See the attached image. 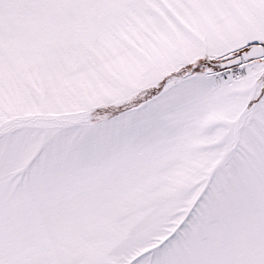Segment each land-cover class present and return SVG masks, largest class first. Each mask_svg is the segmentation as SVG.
<instances>
[{
    "label": "rangeland",
    "instance_id": "1",
    "mask_svg": "<svg viewBox=\"0 0 264 264\" xmlns=\"http://www.w3.org/2000/svg\"><path fill=\"white\" fill-rule=\"evenodd\" d=\"M253 42L264 44V0H0V264H264V122L240 128L220 169L156 186L188 191L108 186L109 206L67 207L92 188L77 173L113 150L119 114L182 66ZM218 171L226 190H193ZM139 196L162 206L135 207ZM176 218L193 227L156 239Z\"/></svg>",
    "mask_w": 264,
    "mask_h": 264
},
{
    "label": "crops",
    "instance_id": "2",
    "mask_svg": "<svg viewBox=\"0 0 264 264\" xmlns=\"http://www.w3.org/2000/svg\"><path fill=\"white\" fill-rule=\"evenodd\" d=\"M259 62L261 59L243 63L246 71L240 79L233 78L229 70L175 76L180 80L165 86L147 102L136 104L131 113L119 114L116 121L108 124L117 129L116 141L111 142L113 150L101 151L99 158H94L101 161L99 168L91 166L95 172L77 173L80 174L78 181L83 183L81 187L88 184L92 188L82 189L83 193L67 201V207L109 206L99 202H106L107 198H98L108 186H113L110 192L133 191L139 192L138 195L148 191H188L186 187L156 186L169 182L162 181V177L196 175L199 169L214 168L216 164L214 169H220L223 150L230 152L228 146L238 142L240 128L259 127L264 122V67ZM99 169L100 172L97 171ZM209 175L218 176L219 181L222 173L218 171ZM126 177H132L129 186ZM178 184L181 183L178 181ZM193 190L221 192L226 188H222L219 181L212 188ZM96 192L97 196L91 194ZM137 198L138 202L133 204L135 207L162 206L152 202L141 203V197ZM120 199L127 201L135 197L130 199V196L123 195ZM187 219L184 224L176 218L172 222V233L161 234L156 239L167 236L174 240L177 234L188 232L193 226ZM161 224L164 222L153 230L163 229Z\"/></svg>",
    "mask_w": 264,
    "mask_h": 264
},
{
    "label": "water",
    "instance_id": "3",
    "mask_svg": "<svg viewBox=\"0 0 264 264\" xmlns=\"http://www.w3.org/2000/svg\"><path fill=\"white\" fill-rule=\"evenodd\" d=\"M264 58V44L253 42L242 48L230 51L220 57L206 58L199 63L202 69L198 72H217L229 69L233 66L242 65L253 60ZM202 59V58H200ZM197 61V60H196Z\"/></svg>",
    "mask_w": 264,
    "mask_h": 264
},
{
    "label": "trees",
    "instance_id": "4",
    "mask_svg": "<svg viewBox=\"0 0 264 264\" xmlns=\"http://www.w3.org/2000/svg\"><path fill=\"white\" fill-rule=\"evenodd\" d=\"M202 59H198L197 61L191 62L187 65L182 66L176 71H173L170 75H175V76H188L192 73L200 71L202 68L200 66H197L199 63L203 62Z\"/></svg>",
    "mask_w": 264,
    "mask_h": 264
},
{
    "label": "built area",
    "instance_id": "5",
    "mask_svg": "<svg viewBox=\"0 0 264 264\" xmlns=\"http://www.w3.org/2000/svg\"><path fill=\"white\" fill-rule=\"evenodd\" d=\"M230 70L232 71V74L236 77V78H241L242 77V71L240 69V65L238 66H234L231 67Z\"/></svg>",
    "mask_w": 264,
    "mask_h": 264
}]
</instances>
